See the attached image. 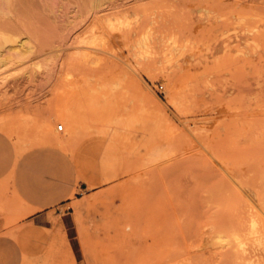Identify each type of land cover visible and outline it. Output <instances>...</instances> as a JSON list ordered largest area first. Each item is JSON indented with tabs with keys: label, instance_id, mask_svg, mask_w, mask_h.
I'll list each match as a JSON object with an SVG mask.
<instances>
[{
	"label": "rangeland",
	"instance_id": "obj_1",
	"mask_svg": "<svg viewBox=\"0 0 264 264\" xmlns=\"http://www.w3.org/2000/svg\"><path fill=\"white\" fill-rule=\"evenodd\" d=\"M87 1L0 11L53 51L0 83V264H264V0ZM64 105L78 134L43 140Z\"/></svg>",
	"mask_w": 264,
	"mask_h": 264
},
{
	"label": "bare ground",
	"instance_id": "obj_2",
	"mask_svg": "<svg viewBox=\"0 0 264 264\" xmlns=\"http://www.w3.org/2000/svg\"><path fill=\"white\" fill-rule=\"evenodd\" d=\"M88 1H90L89 2V5H85L87 8V10H88V12L87 13H89L90 14V12H92V11H95V13L103 6V4H105V3H103V2H106V0L105 1H103V0H88ZM87 1V2H88ZM150 1V0H149ZM237 1V0H236ZM244 1V0H243ZM252 1H260L261 2V0H252ZM12 2H15V9H17L18 10V6H20L21 4H22V0H0V11L2 12V13H8L10 10V8L12 7H10V5H11V3ZM30 2L32 3V5L34 4V5H36V4H38L39 2H40V4H41V6H42V4L44 5V10L46 11V12H48V14H49V16L54 20V21H58V18H60L61 16L63 17H65V15H63V13H65V14H67L68 13V15H71V16H69V19L70 18H72V21H73V19L75 18V17H77V16H80V15H82L83 13H85L86 14V12H83V13H81L82 12V7H83V4L81 5V0H78V3H76V2H72V0H30ZM87 2H86V4H87ZM69 3V7H70V3H71V8H67L66 7V5ZM74 3V5L72 6V4ZM257 3V2H256ZM14 4V3H13ZM241 4V3H240ZM261 4V3H260ZM264 4V3H263ZM236 5V4H235ZM238 5V4H237ZM246 5H249V4H246ZM251 5V4H250ZM253 6V5H252ZM263 6V5H262ZM105 7V6H104ZM103 7V8H104ZM241 7H243V6H241ZM255 7V6H254ZM13 8V7H12ZM235 8V7H234ZM244 8V7H243ZM242 8V9H243ZM258 8H259V6H258ZM68 9V10H67ZM83 9H85V8H83ZM102 9V8H101ZM106 9V8H105ZM241 9V8H240ZM235 10V9H234ZM237 10V9H236ZM250 10H251V8H250ZM259 11L261 10L260 8L258 9ZM264 10V9H263ZM76 11V14L74 15H72V13H74ZM84 11H86V10H84ZM90 11V12H89ZM103 11H105V10H103ZM232 11V10H231ZM67 12V13H66ZM236 13L235 14H237L239 11H235ZM242 12V11H241ZM241 12L239 13V14H241ZM253 12V11H252ZM251 12V13H252ZM263 12V11H262ZM258 14V13H257ZM84 15V14H83ZM96 15H97V13H96ZM253 15V14H252ZM2 16V15H1ZM6 16V15H5ZM67 16V15H66ZM94 16V15H93ZM55 18V19H54ZM68 18V17H67ZM264 18V17H263ZM62 19V18H61ZM64 19V18H63ZM263 20V19H262ZM62 21V20H61ZM64 21V20H63ZM71 21V20H70ZM249 21H251L250 19H249ZM248 21V22H249ZM255 21V20H254ZM60 22V21H59ZM65 22V21H64ZM68 22V21H67ZM238 22V21H237ZM243 22V21H242ZM252 22V21H251ZM251 22H249L248 24L250 25L251 24ZM256 22V21H255ZM56 23V22H55ZM254 23V22H253ZM66 24V23H65ZM155 24V23H154ZM236 24V23H235ZM244 24H245V22H244ZM255 25H257V24H255ZM151 26V25H150ZM252 26H254L253 24H252ZM139 27V26H138ZM244 27V26H243ZM140 28H142V27H140ZM151 28V27H150ZM144 29V28H143ZM1 31V30H0ZM65 31V30H64ZM148 31H149V29H148ZM2 32V33H1ZM0 32V83L2 82V80H5L6 81V79H8L9 77H11V76H13V75H17V74H19L21 71H23L24 69H25V67L27 68V66H25L27 63H29V62H32V61H34V60H36V59H39V58H41L42 56H45V55H47V54H50V53H52L53 51H50V52H45V49L43 48V46L41 45V44H39L40 45V47L41 48H39V49H37V47L35 46V44H33L32 43V41L30 40V38H28V37H25V38H18L17 36H10V35H7L6 33L5 34H3L4 32L3 31H1ZM261 33V32H260ZM139 35V34H138ZM257 36V35H256ZM261 36V35H260ZM259 36V37H260ZM258 37V36H257ZM81 40H82V38H81ZM87 40V39H86ZM80 41V40H79ZM97 41V40H96ZM251 41V40H250ZM176 42V41H175ZM174 42V43H175ZM253 42V41H252ZM178 43V42H177ZM263 43H264V41H263ZM257 44V43H256ZM176 45V44H175ZM255 45V44H254ZM259 45V44H258ZM37 49V50H36ZM38 52V53H37ZM83 57V56H82ZM54 58H56V56H53V55H51V56H48V57H46V58H44V59H41V60H38V61H35V65H36V67L37 68H41L42 69V67L44 68H49V65H50V63H51V61L54 59ZM73 58H75V57H73ZM85 59V58H84ZM56 60V59H55ZM90 61V60H89ZM54 62V61H53ZM71 64V63H70ZM18 66H20V67H18ZM34 66V65H33ZM16 67H18V68H16ZM72 67V66H71ZM18 69V70H17ZM30 69V68H29ZM28 69V70H29ZM51 70V69H50ZM22 73V72H21ZM28 73V72H27ZM133 78V77H132ZM133 81H134V79H133ZM136 82V81H135ZM138 82V81H137ZM6 83V82H5ZM132 83V82H131ZM134 84V83H133ZM2 85V84H1ZM121 85H122V82H121ZM131 85V84H130ZM141 85V84H140ZM104 87V86H103ZM96 88V87H95ZM106 88V87H105ZM141 88V87H140ZM118 90H119V88H118ZM96 91V90H95ZM112 91H113V89H112ZM94 92V91H93ZM141 92V91H140ZM144 92H146L147 93V91H144ZM109 93V92H108ZM107 93V94H108ZM145 93V94H146ZM122 94V93H121ZM144 94V93H143ZM144 94V95H145ZM138 95V94H137ZM147 95V94H146ZM83 96V95H82ZM85 96V95H84ZM95 98L94 99H96V97L98 96L97 94L95 95H93ZM93 96L91 97V96H89V97H91V98H93ZM136 96V95H135ZM141 96V95H140ZM149 96H150V94H149ZM149 96H148V99L149 100H152L151 98L152 97H150L149 98ZM99 97V96H98ZM97 97V98H98ZM115 97V96H114ZM121 97H122V95H121ZM143 97V96H142ZM91 98L89 99V104L88 105H90V107L92 108L93 106H94V104H92V100H91ZM118 98V97H117ZM125 98H126V96H125ZM146 99H145V101L147 102V101H149V100H147V97H145ZM93 99V100H94ZM112 99V98H111ZM122 99V98H121ZM155 99V98H154ZM109 100V99H108ZM110 101H112V100H110ZM118 101V100H117ZM139 103H140V101H138ZM146 102H144V104L146 103ZM153 102V101H152ZM157 102V101H156ZM155 102V103H156ZM91 103V104H90ZM111 103V102H110ZM116 103V102H115ZM150 103H151V101H150ZM154 103V102H153ZM152 103V104H153ZM112 104V103H111ZM110 104V105H111ZM114 104V103H113ZM143 104V105H144ZM147 104V103H146ZM87 105V106H88ZM106 105H108V104H106ZM109 105V106H110ZM142 105V104H141ZM155 105V104H154ZM65 106V105H64ZM69 106V105H68ZM68 106L66 107H63L62 109H60V110H58V112L57 113H54L52 116H50V118H48L45 122H43L44 123V125H45V127H44V125H43V127H42V133L40 132H38L39 134H43V135H46L47 136V138H46V136H44V138L45 139H43V140H45L46 141V139H47V141L49 140V142H51L52 144H61L62 143V145H63V143H65V142H67L69 139L67 138V139H61L60 138V136L62 137V135H59V134H57L56 132H55V130H54V126H55V123H54V119H55V121H56V119L58 118V119H60L62 122H60L59 124H62L63 126H64V124L66 125V128H65V133L66 132H69V131H72L73 133H75V134H78V132H79V126H80V124H81V122H82V119H81V115H80V113L81 112H79V110H77V109H70V108H68ZM98 106V105H97ZM108 106V107H109ZM152 106V105H151ZM101 107L102 108H104L102 105H101ZM111 107V106H110ZM95 108H97V107H95ZM99 108H100V106H99ZM99 108H97V109H99ZM101 108V109H102ZM104 109H106V108H104ZM93 109H91V111H92ZM103 111V110H102ZM102 111H100L99 110V114H101L102 113ZM105 111H107V110H105ZM110 111V110H109ZM112 111V110H111ZM93 113H95V111L93 112ZM93 113H90V114H92L93 115ZM104 113V112H103ZM106 113H108V112H105V115H106ZM111 113V112H110ZM86 114V113H85ZM109 114V113H108ZM249 114V113H248ZM95 115V114H94ZM94 115H93V117H94ZM88 116V115H87ZM90 116V115H89ZM96 116V115H95ZM107 116V115H106ZM108 116H110V115H108ZM111 117H107V118H104V121L106 120L107 121V119H108V121H109V119H110ZM13 119V118H12ZM84 119V118H83ZM88 119V118H87ZM86 119V120H87ZM94 121H95V118L93 119ZM3 121V120H2ZM10 121V120H9ZM90 121H92V119H91V116H90ZM108 121L106 122L107 124H109L108 123ZM6 122V121H5ZM7 123V122H6ZM16 122L14 121V124H15ZM97 123H100V122H97ZM101 123H103L102 121H101ZM100 123V124H101ZM105 123V122H104ZM46 124H47V126H46ZM57 124V123H56ZM58 124V125H59ZM7 127H8V125L7 124H5ZM57 125V126H58ZM86 125V124H85ZM104 125H106V124H104ZM3 126V125H2ZM13 126H15V125H13ZM28 126V125H27ZM87 126V125H86ZM6 127V128H7ZM16 127V126H15ZM84 127L85 126H83V129L82 130H84ZM95 127V126H94ZM17 128V127H16ZM16 128H14V129H16ZM29 128V127H28ZM98 128H100V127H98ZM2 129H4V128H2ZM8 129V128H7ZM21 129H23L22 127H21ZM9 130V129H8ZM81 130V129H80ZM111 130V129H110ZM5 131H6V129H5ZM16 131V130H15ZM41 131V130H40ZM19 132H23V130H21V131H19ZM29 132V131H28ZM8 133V132H7ZM9 133H13V132H9ZM8 133V134H9ZM20 133V134H21ZM24 133V132H23ZM37 133V134H38ZM11 134H9V135H11ZM17 134V133H16ZM26 134V133H25ZM24 134V135H25ZM33 134V133H32ZM37 134H34V135H37ZM15 135V134H14ZM23 135V134H22ZM25 136H27V135H25ZM29 139L31 138V140H32V136H31V133L29 134ZM22 138H25V137H23V136H21ZM34 137V136H33ZM37 137V136H36ZM35 137V138H36ZM64 137V136H63ZM62 137V138H63ZM18 138V137H17ZM27 138V137H26ZM25 138V139H26ZM35 138H33V140L32 141H36L35 140ZM20 139V138H19ZM24 139V140H25ZM17 140V139H16ZM19 141V140H18ZM20 141H22L21 139H20ZM28 141V140H27ZM40 141L41 142H43L42 141V139H40ZM41 142H39V143H41ZM36 143V142H35ZM38 143V144H39ZM38 144H36V145H38ZM42 144V143H41ZM255 144V143H254ZM61 145V146H62ZM68 145V144H67ZM252 145V144H251ZM257 146V145H256ZM245 149V148H244ZM249 149V148H248ZM234 174V173H233ZM247 174V173H246ZM245 175V174H244ZM237 176V175H236ZM234 177H235V175H234ZM249 178V177H248ZM227 184V183H226ZM228 185V184H227ZM244 185V184H243ZM264 214V213H263ZM258 222V221H257ZM256 230H258V229H256ZM213 238H215V237H213ZM217 238V237H216ZM218 239V238H217ZM99 240V239H98ZM98 240H96V241H98ZM214 240V239H213ZM92 241H94L93 239H92ZM221 241H223V240H221ZM220 241V242H221ZM215 242V241H214ZM217 242H218V240H217ZM67 243V242H66ZM91 243V242H90ZM230 243V242H229ZM231 243H233V242H231ZM93 244H94V242H93ZM224 244V243H223ZM227 244V243H226ZM225 244V245H226ZM237 244V243H236ZM239 244H240V242H239ZM238 244V245H239ZM64 245V244H63ZM91 245V244H90ZM89 245V246H90ZM218 245H219V243H218ZM219 246H221V245H219ZM218 246V247H219ZM234 246H236V245H234ZM244 246V245H243ZM61 244H56V248H57V251L59 250H61V252L62 253H69V248L66 246H63L62 248H64V250L63 249H61ZM241 247V246H240ZM90 248V247H89ZM92 249V248H91ZM90 249V250H91ZM103 249V248H102ZM108 250H110L109 249V247L107 248ZM240 249V248H239ZM243 249V248H242ZM241 249V250H242ZM89 250V251H90ZM97 250H98V248H97ZM104 250V249H103ZM92 251V250H91ZM106 251V250H105ZM224 251V250H223ZM93 252V251H92ZM61 253V254H62ZM95 253V252H94ZM106 253V252H105ZM233 253V252H232ZM73 254V253H72ZM102 254V253H101ZM71 255V254H70ZM92 255V254H91ZM110 255V254H109ZM226 255H227V253H226ZM113 256V255H112ZM229 256H230V254H229ZM229 256H227V257H229ZM71 257V256H70ZM73 257H74V255H73ZM103 258H104V256H102ZM95 258V257H94ZM115 258V257H114ZM108 259H109V257H108ZM117 259V258H116ZM228 259V258H227ZM74 260H75V257H74ZM104 260V259H103ZM185 260H187V259H185ZM224 260V259H223ZM109 261V260H108ZM118 261V260H117ZM225 261H227V263H228V261H229V259L228 260H225ZM224 261V262H225ZM110 263V262H109ZM226 263V262H225ZM229 263H232L231 261H229ZM228 263V264H229ZM105 264V263H104ZM108 264V263H107Z\"/></svg>",
	"mask_w": 264,
	"mask_h": 264
},
{
	"label": "crops",
	"instance_id": "obj_3",
	"mask_svg": "<svg viewBox=\"0 0 264 264\" xmlns=\"http://www.w3.org/2000/svg\"><path fill=\"white\" fill-rule=\"evenodd\" d=\"M54 238V241H55V248H56V244H58V237L55 235L53 236ZM57 249V248H56ZM71 249V248H70ZM9 251V245H8V242L6 240H2L0 239V253H7ZM73 253V252H72ZM6 255H4L5 257ZM1 257V255H0Z\"/></svg>",
	"mask_w": 264,
	"mask_h": 264
},
{
	"label": "built area",
	"instance_id": "obj_4",
	"mask_svg": "<svg viewBox=\"0 0 264 264\" xmlns=\"http://www.w3.org/2000/svg\"><path fill=\"white\" fill-rule=\"evenodd\" d=\"M162 89H163V85H160L159 86V91L162 92ZM58 129L62 131V130H64V126L62 124H60Z\"/></svg>",
	"mask_w": 264,
	"mask_h": 264
}]
</instances>
